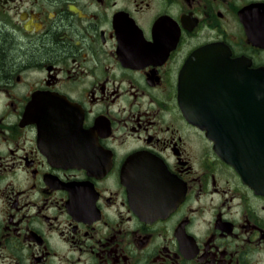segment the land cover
<instances>
[{"label":"flooded vegetation","instance_id":"flooded-vegetation-1","mask_svg":"<svg viewBox=\"0 0 264 264\" xmlns=\"http://www.w3.org/2000/svg\"><path fill=\"white\" fill-rule=\"evenodd\" d=\"M239 61L264 0H0V264H264V194L179 100Z\"/></svg>","mask_w":264,"mask_h":264},{"label":"water","instance_id":"water-1","mask_svg":"<svg viewBox=\"0 0 264 264\" xmlns=\"http://www.w3.org/2000/svg\"><path fill=\"white\" fill-rule=\"evenodd\" d=\"M238 66L236 73L234 70L213 79L202 77L200 72H184L179 100L190 119L209 129L220 146L219 153L235 162L246 181L264 194V150L248 141L264 136L262 132L255 133L251 125L252 121H264V73L246 69L241 63ZM218 79L228 82L221 96L218 87L208 83Z\"/></svg>","mask_w":264,"mask_h":264}]
</instances>
